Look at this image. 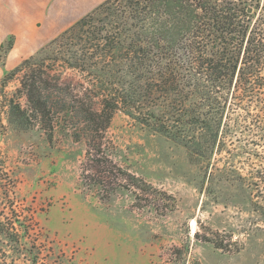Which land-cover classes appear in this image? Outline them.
<instances>
[{"label": "rangeland", "instance_id": "1", "mask_svg": "<svg viewBox=\"0 0 264 264\" xmlns=\"http://www.w3.org/2000/svg\"><path fill=\"white\" fill-rule=\"evenodd\" d=\"M46 43L13 47L0 79ZM60 82L79 97L91 87L73 70ZM17 87L14 79L5 91ZM233 99L232 89L210 158L199 162L119 110L94 147L82 124L56 127L51 140L40 126L16 130L0 96V264H264V93L257 104ZM102 157L152 188L121 174L128 189L114 190L122 179L100 172Z\"/></svg>", "mask_w": 264, "mask_h": 264}, {"label": "trees", "instance_id": "2", "mask_svg": "<svg viewBox=\"0 0 264 264\" xmlns=\"http://www.w3.org/2000/svg\"><path fill=\"white\" fill-rule=\"evenodd\" d=\"M14 41L9 35L0 44L1 67ZM64 69L80 73L88 92L73 95L60 82ZM14 79L18 87L6 93ZM232 89L235 107L243 98L260 103L264 93L261 0H106L0 79L16 130L40 126L51 140L56 127L82 124L94 147L119 110L199 162L210 158ZM107 162L95 160L104 168L97 172L120 174L114 190L128 189L121 174L133 188H152ZM95 185L106 187L98 177Z\"/></svg>", "mask_w": 264, "mask_h": 264}, {"label": "crops", "instance_id": "3", "mask_svg": "<svg viewBox=\"0 0 264 264\" xmlns=\"http://www.w3.org/2000/svg\"><path fill=\"white\" fill-rule=\"evenodd\" d=\"M104 1L0 0V44L12 34L15 38L13 47L23 43L27 49L39 48ZM38 25L41 26V34L36 32ZM17 55L24 54L18 52Z\"/></svg>", "mask_w": 264, "mask_h": 264}]
</instances>
